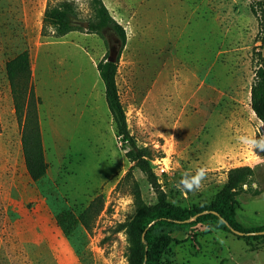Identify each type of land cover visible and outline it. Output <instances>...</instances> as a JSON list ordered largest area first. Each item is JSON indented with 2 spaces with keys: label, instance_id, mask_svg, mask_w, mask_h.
Here are the masks:
<instances>
[{
  "label": "rangeland",
  "instance_id": "obj_1",
  "mask_svg": "<svg viewBox=\"0 0 264 264\" xmlns=\"http://www.w3.org/2000/svg\"><path fill=\"white\" fill-rule=\"evenodd\" d=\"M59 1L0 0V264H128L115 229L133 213V183L146 204L161 192L183 209L212 204L234 167H251L264 187L263 125L249 104L264 31L252 0H102L125 33L123 47L111 42L118 94L157 187L125 157L96 69L115 34L87 32L90 0H72L80 28L55 37L42 17ZM24 49L48 164L35 182L4 68ZM199 170V186L185 188ZM236 199L242 227L264 226V192ZM158 232L171 237L159 264H264V241L226 229Z\"/></svg>",
  "mask_w": 264,
  "mask_h": 264
},
{
  "label": "trees",
  "instance_id": "obj_2",
  "mask_svg": "<svg viewBox=\"0 0 264 264\" xmlns=\"http://www.w3.org/2000/svg\"><path fill=\"white\" fill-rule=\"evenodd\" d=\"M90 8L91 16L86 21L87 32L104 38L106 28H110L123 47L126 42L124 30L116 24L103 1L90 0ZM250 8L258 19L260 31L263 32L264 0H252ZM76 20V8L72 0L47 4L42 17L43 27L50 28L55 37H62L78 30L80 27L76 24ZM257 56L250 85L249 104L255 117L262 123L264 132V59L260 51L257 52ZM117 67L118 57L112 62L108 61L106 56L96 64L98 75L104 85L105 101L115 125L116 137L122 145L125 157L132 163V167L139 169L148 183L157 187L156 176L149 162L150 150L137 145L127 126L116 84ZM4 68L16 120L21 126L20 139L24 165L29 178L35 182L45 176L48 164L44 159L38 124L37 105L40 103V98L33 91L28 50L24 49L7 59ZM253 175V169L249 166L231 168L225 184L216 193L213 203L204 208L190 209H183L169 203L161 192L157 202L148 205L144 202L138 185L133 183L131 189L133 213L115 229L116 232L123 230L126 235L128 264H159L171 241L168 234L158 232L160 228L226 229L239 238L264 241V226L244 228L235 217L238 208L236 196L240 191L251 195L264 192V187L253 186ZM89 208L90 206L81 214V219Z\"/></svg>",
  "mask_w": 264,
  "mask_h": 264
},
{
  "label": "clouds",
  "instance_id": "obj_3",
  "mask_svg": "<svg viewBox=\"0 0 264 264\" xmlns=\"http://www.w3.org/2000/svg\"><path fill=\"white\" fill-rule=\"evenodd\" d=\"M203 175H204L203 170H199L197 172V175L191 178V182H189V180L187 179L183 181L184 187L188 189H192L193 186H199V181L203 178Z\"/></svg>",
  "mask_w": 264,
  "mask_h": 264
},
{
  "label": "water",
  "instance_id": "obj_4",
  "mask_svg": "<svg viewBox=\"0 0 264 264\" xmlns=\"http://www.w3.org/2000/svg\"><path fill=\"white\" fill-rule=\"evenodd\" d=\"M82 26H83L85 29H87V27H88V23H87V22H83V23H82ZM117 50H118L117 47L115 48V50H111V49H109V55L107 56V60H108V61H112V62H113V61L116 60Z\"/></svg>",
  "mask_w": 264,
  "mask_h": 264
},
{
  "label": "flooded vegetation",
  "instance_id": "obj_5",
  "mask_svg": "<svg viewBox=\"0 0 264 264\" xmlns=\"http://www.w3.org/2000/svg\"><path fill=\"white\" fill-rule=\"evenodd\" d=\"M106 30H110V28H106ZM105 30V31H106ZM114 34H115V32H113ZM109 38H110V43H109V49H114L115 50V48L117 47H113V45L111 44V42H116L117 43V45L120 43V40H119V38L116 36V34L115 35H109Z\"/></svg>",
  "mask_w": 264,
  "mask_h": 264
},
{
  "label": "crops",
  "instance_id": "obj_6",
  "mask_svg": "<svg viewBox=\"0 0 264 264\" xmlns=\"http://www.w3.org/2000/svg\"><path fill=\"white\" fill-rule=\"evenodd\" d=\"M31 67V66H30ZM31 74H32V70H31ZM254 76V75H253ZM34 91H35V89H34ZM249 94H250V91H249ZM38 97H39V95H38ZM249 98H250V95H249ZM250 102V101H249Z\"/></svg>",
  "mask_w": 264,
  "mask_h": 264
}]
</instances>
